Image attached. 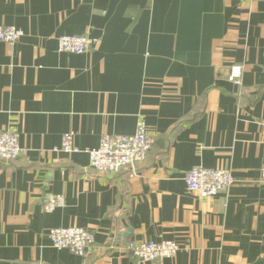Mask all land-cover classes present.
<instances>
[{
  "label": "crops",
  "instance_id": "0c3cea01",
  "mask_svg": "<svg viewBox=\"0 0 264 264\" xmlns=\"http://www.w3.org/2000/svg\"><path fill=\"white\" fill-rule=\"evenodd\" d=\"M0 25L24 33L0 41V129L26 150L0 160V264H135L130 239L178 243L144 264H264V0H0ZM60 35L96 41L69 53ZM139 118L154 144L133 177L52 150L68 131L93 149ZM198 165L234 182L189 192ZM46 194L64 205L45 212ZM68 226L92 231L93 255L52 246L49 229Z\"/></svg>",
  "mask_w": 264,
  "mask_h": 264
},
{
  "label": "built area",
  "instance_id": "2783aa9c",
  "mask_svg": "<svg viewBox=\"0 0 264 264\" xmlns=\"http://www.w3.org/2000/svg\"><path fill=\"white\" fill-rule=\"evenodd\" d=\"M21 29L10 25H0V41L13 45L23 37ZM96 39L88 35H60L57 37L58 49L69 53H84L89 50ZM242 66L231 65L226 78L234 85L241 84ZM264 125V123H263ZM75 132L68 131L61 137L60 144L53 151L73 154L85 152L89 157V167L98 173L111 174L127 171L128 177L136 175L139 164L145 160L154 144V137L148 131L144 118H139L135 131L129 135L103 134L99 144L93 149H81L75 142ZM26 150L19 143L16 130L0 129V160L14 161L25 154ZM260 181L264 182V167L260 169ZM183 181L189 192H195L200 197L214 196L227 190L234 178L230 168H207L194 166L183 175ZM64 205L61 194H46L43 197V209L52 212ZM48 236L51 244L57 249L68 251L85 257L94 254V234L89 229L77 226L53 227ZM180 247L174 240L155 242L152 240L130 239L124 245L125 252L135 264L159 262L174 257Z\"/></svg>",
  "mask_w": 264,
  "mask_h": 264
},
{
  "label": "water",
  "instance_id": "95a60500",
  "mask_svg": "<svg viewBox=\"0 0 264 264\" xmlns=\"http://www.w3.org/2000/svg\"><path fill=\"white\" fill-rule=\"evenodd\" d=\"M128 232H131V230L129 229Z\"/></svg>",
  "mask_w": 264,
  "mask_h": 264
}]
</instances>
